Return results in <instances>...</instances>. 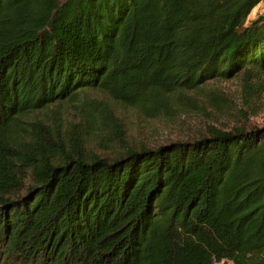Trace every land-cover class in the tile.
Returning a JSON list of instances; mask_svg holds the SVG:
<instances>
[{
	"label": "trees",
	"instance_id": "obj_1",
	"mask_svg": "<svg viewBox=\"0 0 264 264\" xmlns=\"http://www.w3.org/2000/svg\"><path fill=\"white\" fill-rule=\"evenodd\" d=\"M263 1L0 0V264H264V126L110 161L46 125L92 89L257 77Z\"/></svg>",
	"mask_w": 264,
	"mask_h": 264
},
{
	"label": "rangeland",
	"instance_id": "obj_2",
	"mask_svg": "<svg viewBox=\"0 0 264 264\" xmlns=\"http://www.w3.org/2000/svg\"><path fill=\"white\" fill-rule=\"evenodd\" d=\"M119 94L122 96L88 90L79 100L64 104L60 118L48 119L46 125L67 150L75 152L79 144L88 154L110 161L130 148L156 149L207 137L214 129L264 126V72L249 80L243 79L242 73L213 80L201 91L175 97L166 94L162 100L145 105L133 102L140 93L129 84ZM88 114L93 121L87 120ZM28 119L44 120L46 116L37 113Z\"/></svg>",
	"mask_w": 264,
	"mask_h": 264
},
{
	"label": "crops",
	"instance_id": "obj_3",
	"mask_svg": "<svg viewBox=\"0 0 264 264\" xmlns=\"http://www.w3.org/2000/svg\"><path fill=\"white\" fill-rule=\"evenodd\" d=\"M258 11H264V1L261 2L252 12V15L254 16Z\"/></svg>",
	"mask_w": 264,
	"mask_h": 264
},
{
	"label": "built area",
	"instance_id": "obj_4",
	"mask_svg": "<svg viewBox=\"0 0 264 264\" xmlns=\"http://www.w3.org/2000/svg\"><path fill=\"white\" fill-rule=\"evenodd\" d=\"M214 264H235L233 261L230 260H223L221 262H215Z\"/></svg>",
	"mask_w": 264,
	"mask_h": 264
}]
</instances>
